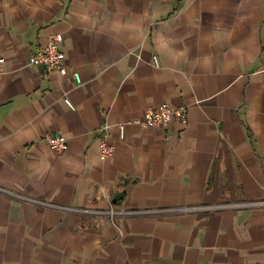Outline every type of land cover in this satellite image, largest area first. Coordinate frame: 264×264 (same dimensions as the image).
Instances as JSON below:
<instances>
[{"label":"crops","instance_id":"obj_1","mask_svg":"<svg viewBox=\"0 0 264 264\" xmlns=\"http://www.w3.org/2000/svg\"><path fill=\"white\" fill-rule=\"evenodd\" d=\"M55 33L65 75L29 62ZM0 59V264H264V0H0ZM164 102L188 122H131Z\"/></svg>","mask_w":264,"mask_h":264},{"label":"built area","instance_id":"obj_2","mask_svg":"<svg viewBox=\"0 0 264 264\" xmlns=\"http://www.w3.org/2000/svg\"><path fill=\"white\" fill-rule=\"evenodd\" d=\"M64 40L62 33H55L50 35L44 45L40 49L30 56L29 62L31 64L39 63L42 64L47 71H56L62 75L68 73L69 69L65 64L66 54L61 47V43ZM1 61V59H0ZM153 61L156 66L159 65V59L156 55L153 56ZM75 77L80 80L79 75L75 72ZM66 103L70 107H74L73 103L69 98H65ZM132 123L140 124L144 127H167L172 122H180L186 124L188 122L187 108L184 105H176L173 103L164 102L157 106L148 107L144 110L141 117L135 118L131 121ZM121 137L125 134L126 123H119L118 125ZM109 125H103V133L98 139L99 147V158L106 160L114 153L115 147L109 140L108 134ZM52 148L57 150H63L66 148V137L63 135H51L47 133L42 138ZM264 202V201H263ZM255 202H227L218 205H200V206H177L172 208L154 209V210H143L134 211V214H164L170 212L176 213H188L197 210H210L216 208H238L245 205H250ZM126 213V212H122ZM111 212L110 215H114Z\"/></svg>","mask_w":264,"mask_h":264},{"label":"clouds","instance_id":"obj_3","mask_svg":"<svg viewBox=\"0 0 264 264\" xmlns=\"http://www.w3.org/2000/svg\"><path fill=\"white\" fill-rule=\"evenodd\" d=\"M159 15V13H156ZM83 22L89 24L94 29V34L99 37L100 35L108 36V40L113 42L116 37L123 36L127 39L138 40L142 37V30H140V35H137L138 29L140 26L137 24H128L127 22L122 23L119 19H111L106 20L103 25L97 28L95 25L91 23L89 17L84 16ZM110 33H116L117 36H111ZM172 41L164 36H160L157 41V47L159 50L163 49L167 51L168 56L177 59L175 54V49L171 47ZM185 53H181V55L185 56Z\"/></svg>","mask_w":264,"mask_h":264},{"label":"water","instance_id":"obj_4","mask_svg":"<svg viewBox=\"0 0 264 264\" xmlns=\"http://www.w3.org/2000/svg\"><path fill=\"white\" fill-rule=\"evenodd\" d=\"M120 197H122V194L117 195V196L113 199V201L116 203L117 200H118Z\"/></svg>","mask_w":264,"mask_h":264}]
</instances>
